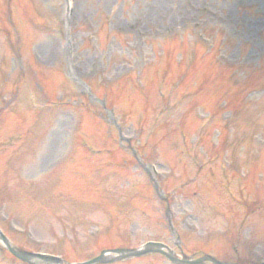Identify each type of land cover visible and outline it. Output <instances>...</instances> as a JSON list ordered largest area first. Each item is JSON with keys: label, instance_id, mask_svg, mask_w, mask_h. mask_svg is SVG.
<instances>
[{"label": "rangeland", "instance_id": "obj_1", "mask_svg": "<svg viewBox=\"0 0 264 264\" xmlns=\"http://www.w3.org/2000/svg\"><path fill=\"white\" fill-rule=\"evenodd\" d=\"M0 230L264 262V0H0Z\"/></svg>", "mask_w": 264, "mask_h": 264}, {"label": "water", "instance_id": "obj_2", "mask_svg": "<svg viewBox=\"0 0 264 264\" xmlns=\"http://www.w3.org/2000/svg\"><path fill=\"white\" fill-rule=\"evenodd\" d=\"M162 248H166L167 247L161 243H157V242H148L146 243L144 246H142L141 248L139 249H129V250H126V249H117V250H112V252H115V253H119L121 254L122 257H127V256H138V255H141V254H144V253H148V252H151V251H154V250H157L161 253H163L164 255H166L167 257L171 258L172 260H174L169 253H166L164 251H162ZM8 249L11 251L12 254H14L16 257L22 259V260H25V261H30L29 259L31 257H37V258H41V259H46L48 261H51L55 264H61V260L57 257H52V256H46V255H40V254H31V253H20V252H16L15 250H13L12 248H10L8 246ZM103 259V253L90 260V261H87V262H84V263H80V264H91V263H94V262H97V261H100ZM210 261L214 264H220L218 261L212 259L211 257L209 256H204L202 258H199V259H196V260H179V262H183V263H188V264H203L204 261Z\"/></svg>", "mask_w": 264, "mask_h": 264}]
</instances>
